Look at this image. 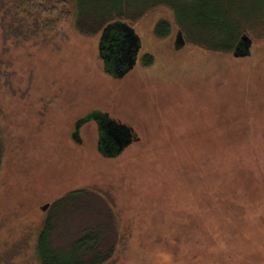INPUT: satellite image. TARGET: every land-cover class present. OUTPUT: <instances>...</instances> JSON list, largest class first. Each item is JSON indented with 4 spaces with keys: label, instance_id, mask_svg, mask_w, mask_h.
<instances>
[{
    "label": "rangeland",
    "instance_id": "1",
    "mask_svg": "<svg viewBox=\"0 0 264 264\" xmlns=\"http://www.w3.org/2000/svg\"><path fill=\"white\" fill-rule=\"evenodd\" d=\"M42 1L58 16L0 0V75L20 81L0 96V264H42L47 223L61 256L97 236L100 264H264V40L235 57L162 0ZM118 22L140 41L120 78L99 56ZM112 121L133 139L104 157Z\"/></svg>",
    "mask_w": 264,
    "mask_h": 264
},
{
    "label": "trees",
    "instance_id": "2",
    "mask_svg": "<svg viewBox=\"0 0 264 264\" xmlns=\"http://www.w3.org/2000/svg\"><path fill=\"white\" fill-rule=\"evenodd\" d=\"M22 3L30 11H34L32 14L58 16V8L45 9L41 5L42 0H22ZM158 4L174 10L180 34H184L187 41L206 45L215 51L233 52L244 35L264 40V0H162ZM165 26L170 27L168 22H160L158 32ZM135 37L137 35L133 34L132 28L127 24L118 22L107 25L101 38L105 59L100 57L105 73L116 77V70L126 68V60L134 54L132 39ZM239 53L247 55L244 46L240 47ZM121 55L122 66L120 69H113L115 60ZM152 60L149 59L148 62ZM14 78L17 77L0 75V96L8 98L6 92L9 91L20 93V81L16 85L13 83ZM102 136H105L103 131ZM2 140L0 130V178L4 155ZM4 213L0 210V216ZM51 235V226L47 223L37 238V257L42 264H100L110 256L102 254L98 237L92 235L75 240L73 255L61 256L51 242Z\"/></svg>",
    "mask_w": 264,
    "mask_h": 264
},
{
    "label": "water",
    "instance_id": "3",
    "mask_svg": "<svg viewBox=\"0 0 264 264\" xmlns=\"http://www.w3.org/2000/svg\"><path fill=\"white\" fill-rule=\"evenodd\" d=\"M132 31H133L134 35H137L133 28H132ZM132 41H133V47H134V54H133V56L131 55L128 58V60H126L127 66H126L125 69L122 70V68H121V70H116L115 73H116V77L117 78L125 76L129 71H131L134 68V66L136 64V59H137V56H138V53H139V50H140V44H138V42H140L139 41V37L138 36L135 37L134 40L132 39ZM102 44H103V41L101 39L100 43H99V55H100V57L105 59V56L103 55L104 48L102 47ZM251 45H252V39L249 38L246 35L242 36L240 44L234 50V56L238 57V56H243L244 55V53H239L241 46L245 47V51H246L245 54L249 55L250 54ZM108 125H110V126L114 125L113 131L111 132V134L112 135H117V137H113L118 142V144H117L118 145V150H117V152L115 154V155H117L124 149V147H126L127 145H129L132 142V139H133L132 131L129 128H127L126 126H119L118 123L114 122V121H112L111 123H108ZM103 126H104V124L102 123V131L105 132L103 130ZM103 138L104 137L101 135L100 142H101V140L103 141ZM120 138H122V139L120 140ZM74 139H76V141H78V142H81V140L79 139V128L75 131ZM98 150L104 156H110V155L111 156H115L112 153H108V152L103 151L102 144L98 145Z\"/></svg>",
    "mask_w": 264,
    "mask_h": 264
},
{
    "label": "flooded vegetation",
    "instance_id": "4",
    "mask_svg": "<svg viewBox=\"0 0 264 264\" xmlns=\"http://www.w3.org/2000/svg\"><path fill=\"white\" fill-rule=\"evenodd\" d=\"M178 41H180V38L178 37ZM184 41V40H183ZM122 58H123V55H121L120 57H118L114 64H113V69H120L119 67L122 66ZM128 60V59H127ZM108 74V73H106ZM110 75V74H108ZM112 76V75H111ZM108 123H111V122H107V123H104V126H103V130L105 132L104 133V138H103V141L99 140V144H102V148H103V151L105 152H108V153H112V154H116L117 150H118V142L113 138V137H117V135H112L111 132L113 131V128H114V125L113 126H110L108 125ZM114 124V123H113ZM122 138H120L121 140ZM98 152L100 153V151L98 150ZM102 156H104L102 153H100ZM104 157H113V156H104Z\"/></svg>",
    "mask_w": 264,
    "mask_h": 264
}]
</instances>
